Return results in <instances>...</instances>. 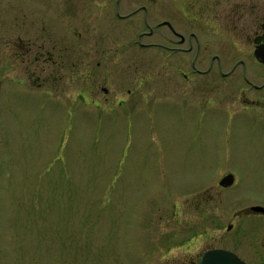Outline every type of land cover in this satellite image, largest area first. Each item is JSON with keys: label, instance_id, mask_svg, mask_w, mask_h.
<instances>
[{"label": "rangeland", "instance_id": "1", "mask_svg": "<svg viewBox=\"0 0 264 264\" xmlns=\"http://www.w3.org/2000/svg\"><path fill=\"white\" fill-rule=\"evenodd\" d=\"M63 2L0 0V264H194L214 248L264 264V215L249 211L264 207V107L245 102L264 99L245 80L264 69L248 59L231 77L186 84L139 40L148 21L156 32L142 42H162L176 0L123 1L148 8L129 28L110 0H86L107 40L93 76L71 75L50 95L6 78L5 23L24 19L20 6L39 14ZM256 3L264 14V0H184L196 20L200 6L218 20Z\"/></svg>", "mask_w": 264, "mask_h": 264}, {"label": "flooded vegetation", "instance_id": "2", "mask_svg": "<svg viewBox=\"0 0 264 264\" xmlns=\"http://www.w3.org/2000/svg\"><path fill=\"white\" fill-rule=\"evenodd\" d=\"M110 1L112 16L125 23L127 28L138 13L148 12L145 4L130 10L129 3L123 4L126 0ZM176 5L175 16L166 15L171 18H164L159 24L162 42H142L143 37H150L156 32L148 21V28L139 34V40L142 47L160 49L167 59L170 58L171 62L164 61L165 68L172 67L184 83L194 86L198 77L216 72L231 77L239 68L247 66L248 59L264 69V62L256 56L257 49L264 46V14L260 4H255V13H228L217 18L219 21L206 17L201 6L197 8L199 18L190 19L184 0H176ZM19 12L24 19L20 21L15 17V24L13 21L6 22L3 30L5 48L2 51V70L6 78L15 72L17 82L26 89L38 88L50 95L55 94L56 87L60 89L64 86L71 75L86 82L94 75L95 68L102 66V61L94 63L93 55H98L100 51L107 53L103 48L107 40L92 23L93 11L86 0H64L58 11L52 9L48 13L36 14L26 6H20ZM9 37H15L14 41H9ZM11 43L12 48L8 47ZM101 58L106 60L107 56L102 55ZM263 73L264 70L259 71L253 79L245 78L249 91H264ZM11 80H15L13 76ZM0 81L1 89L4 81L1 78ZM101 88L106 94L109 93L107 86L101 85ZM90 90L87 84L80 95L87 96ZM245 102L264 107V99L246 98ZM257 118L264 120V110Z\"/></svg>", "mask_w": 264, "mask_h": 264}, {"label": "water", "instance_id": "3", "mask_svg": "<svg viewBox=\"0 0 264 264\" xmlns=\"http://www.w3.org/2000/svg\"><path fill=\"white\" fill-rule=\"evenodd\" d=\"M256 56L264 62V46H260L256 51ZM1 87V81H0ZM235 182V176L232 173L226 174L219 182L220 186L228 188ZM250 212L264 215V207L254 205L250 207ZM231 229V226L229 227ZM196 264H248L235 252L227 249L214 248L204 252Z\"/></svg>", "mask_w": 264, "mask_h": 264}]
</instances>
